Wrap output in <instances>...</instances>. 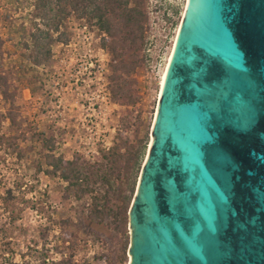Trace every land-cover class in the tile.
Wrapping results in <instances>:
<instances>
[{"label": "water", "instance_id": "water-1", "mask_svg": "<svg viewBox=\"0 0 264 264\" xmlns=\"http://www.w3.org/2000/svg\"><path fill=\"white\" fill-rule=\"evenodd\" d=\"M150 135L128 264H264V0H188Z\"/></svg>", "mask_w": 264, "mask_h": 264}, {"label": "rangeland", "instance_id": "rangeland-1", "mask_svg": "<svg viewBox=\"0 0 264 264\" xmlns=\"http://www.w3.org/2000/svg\"><path fill=\"white\" fill-rule=\"evenodd\" d=\"M33 4L0 0V72L16 89L14 122L0 95V264H128L129 218L121 262L124 235L87 220L89 196L75 199L51 172L48 155L93 163L115 144L125 152L123 143L141 141L143 163L185 0L147 1L141 64L130 77L133 103L117 100L111 90L107 35L77 13L59 20L57 33L67 40L52 43L50 59L34 64L31 47L24 46L32 23L43 27L31 15Z\"/></svg>", "mask_w": 264, "mask_h": 264}, {"label": "trees", "instance_id": "trees-1", "mask_svg": "<svg viewBox=\"0 0 264 264\" xmlns=\"http://www.w3.org/2000/svg\"><path fill=\"white\" fill-rule=\"evenodd\" d=\"M148 0H34L32 16L35 21L28 29L31 47L30 60L42 64L50 59L51 45L67 40V34L57 33L59 20L77 13L95 24L107 35L103 43L111 57V90L115 98L123 102H134L131 75L141 64L139 52L144 44V23L147 18ZM54 34H56L54 36ZM3 41L0 38V59ZM8 76L0 72V95L9 104L8 116L14 122L15 87L11 89ZM45 146L52 143L45 139ZM125 152L114 145L101 153L100 159L89 163L81 157L65 160L61 156L48 155V164L53 174L67 182V190L82 199L89 196L86 218L89 222L103 226L115 235H124L120 249L121 262L125 258L128 243L127 224L135 185L141 168L145 142L126 144ZM120 262V263H121Z\"/></svg>", "mask_w": 264, "mask_h": 264}, {"label": "bare ground", "instance_id": "bare-ground-1", "mask_svg": "<svg viewBox=\"0 0 264 264\" xmlns=\"http://www.w3.org/2000/svg\"><path fill=\"white\" fill-rule=\"evenodd\" d=\"M187 5H188V0H185L184 8H183V11L181 13V20L179 21V24L177 26V29H176V32H175V36H174V39H173V44H172V46L170 48V51L168 53V57H167L165 66H164V68L162 70V73H161L160 83H159V92H158L157 106H156L155 115H154V118H153V121H152V130H153V127L155 125V121H156V117H157V113H158V109H159L160 97H161V92H162V88H163L164 81H165L166 72H167V69H168V65H169L171 56H172L173 51H174L175 46H176L177 37H178L179 32H180V29H181V25H182V22H183L185 13H186ZM152 143H153V138L151 136V139H150V142H149V145H148V149H147V152H146V156H145L144 163H146V161L148 159V156H149V152H150Z\"/></svg>", "mask_w": 264, "mask_h": 264}]
</instances>
